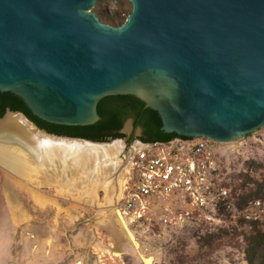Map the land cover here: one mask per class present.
Instances as JSON below:
<instances>
[{"label":"water","instance_id":"obj_1","mask_svg":"<svg viewBox=\"0 0 264 264\" xmlns=\"http://www.w3.org/2000/svg\"><path fill=\"white\" fill-rule=\"evenodd\" d=\"M96 1L0 0V92L65 126L97 122L111 95L135 96L187 138L229 143L264 126V0H128L119 27Z\"/></svg>","mask_w":264,"mask_h":264},{"label":"rangeland","instance_id":"obj_2","mask_svg":"<svg viewBox=\"0 0 264 264\" xmlns=\"http://www.w3.org/2000/svg\"><path fill=\"white\" fill-rule=\"evenodd\" d=\"M92 11L125 17L131 3L97 0ZM120 133L119 159L129 162L141 133L130 119ZM214 162L207 183L214 195L225 188L226 196L203 207L177 197L155 198L135 222L103 206L101 188L64 196L57 185L42 187L46 198L38 201L24 182L0 168V264H249L251 227L264 229V126L220 143ZM165 214L170 223L162 221Z\"/></svg>","mask_w":264,"mask_h":264},{"label":"bare ground","instance_id":"obj_3","mask_svg":"<svg viewBox=\"0 0 264 264\" xmlns=\"http://www.w3.org/2000/svg\"><path fill=\"white\" fill-rule=\"evenodd\" d=\"M139 146L135 142L132 150ZM123 148L120 139L91 142L48 135L16 113L0 118V168L24 182L38 201L46 198L40 188L57 185L64 196L101 188L103 206H113L128 172L129 158L119 159Z\"/></svg>","mask_w":264,"mask_h":264},{"label":"built area","instance_id":"obj_4","mask_svg":"<svg viewBox=\"0 0 264 264\" xmlns=\"http://www.w3.org/2000/svg\"><path fill=\"white\" fill-rule=\"evenodd\" d=\"M130 154L126 182L113 205L123 218L140 220L152 199L177 197L191 205L203 207L227 194L219 188L217 195L207 183L206 174L214 170V158L220 143L207 137L174 138L166 142H142ZM130 152V151H129ZM164 223L172 218L165 214ZM29 239L34 236L25 232Z\"/></svg>","mask_w":264,"mask_h":264},{"label":"trees","instance_id":"obj_5","mask_svg":"<svg viewBox=\"0 0 264 264\" xmlns=\"http://www.w3.org/2000/svg\"><path fill=\"white\" fill-rule=\"evenodd\" d=\"M105 24L115 27L121 26L126 17L120 13L116 16H105L96 13ZM21 112L40 129L49 133L69 137L84 138L92 141L104 142L122 137L120 130L123 123L132 119L133 128H140L142 142H166L174 138H187L175 133H165L161 130V118L155 110L144 106V103L133 95H111L102 98L97 104L99 120L94 124L85 126H65L52 124L32 114L24 102L11 92H0V117L5 110ZM246 254L249 264H264V229L252 226L247 238Z\"/></svg>","mask_w":264,"mask_h":264},{"label":"flooded vegetation","instance_id":"obj_6","mask_svg":"<svg viewBox=\"0 0 264 264\" xmlns=\"http://www.w3.org/2000/svg\"><path fill=\"white\" fill-rule=\"evenodd\" d=\"M64 136V135H63Z\"/></svg>","mask_w":264,"mask_h":264}]
</instances>
